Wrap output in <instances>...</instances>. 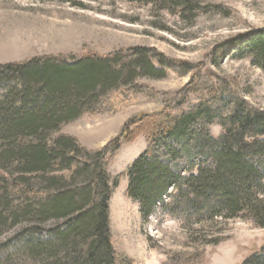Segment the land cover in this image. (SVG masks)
Instances as JSON below:
<instances>
[{
	"label": "trees",
	"instance_id": "1",
	"mask_svg": "<svg viewBox=\"0 0 264 264\" xmlns=\"http://www.w3.org/2000/svg\"><path fill=\"white\" fill-rule=\"evenodd\" d=\"M135 1L181 17L202 9L193 0ZM228 55L264 72V26L218 45L215 63ZM200 69L142 46L0 63V232L22 227L10 254L1 252L11 241L0 245V264L13 257L15 264H133L117 252L110 221L124 176L144 222L156 212L177 218L194 242L207 238L194 227L236 218L264 229V109L229 83L200 86ZM170 70L190 74L189 83L178 92L149 90L163 106L130 117L102 148L55 136L85 116L121 110L141 91L138 80L163 79ZM193 94L199 99L189 104ZM215 122L219 137L210 130ZM141 136L146 149L126 174L113 176L109 161ZM240 264H264V243Z\"/></svg>",
	"mask_w": 264,
	"mask_h": 264
},
{
	"label": "rangeland",
	"instance_id": "2",
	"mask_svg": "<svg viewBox=\"0 0 264 264\" xmlns=\"http://www.w3.org/2000/svg\"><path fill=\"white\" fill-rule=\"evenodd\" d=\"M193 1L202 9L195 16L181 17L177 9L135 0H0V63L48 55L107 54L127 47L154 48L201 68L200 86L229 83L234 94L264 109V72L260 68L230 55L218 64L214 61L216 47L226 39L264 26V0ZM189 81L190 74L174 70L163 79L142 78L136 83L141 91L134 92L133 102L114 113L68 123L55 136L74 137L88 150L100 149L130 117L163 106L162 99L149 90L178 92ZM198 99L193 94L189 104ZM210 130L215 137L223 131L217 122ZM146 147L144 136L123 146L109 161V172L126 174ZM127 186L124 176L111 198L110 221L117 252L133 264H240L264 243V229L245 218L194 227L207 235L197 242L177 218L156 212L146 223L139 203L128 197ZM21 228L17 225L0 232L1 246L11 241L9 251L1 252L3 256L14 250ZM15 263L13 257L10 264Z\"/></svg>",
	"mask_w": 264,
	"mask_h": 264
}]
</instances>
